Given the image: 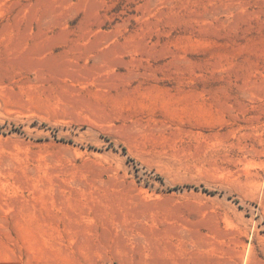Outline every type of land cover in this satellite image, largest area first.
Returning a JSON list of instances; mask_svg holds the SVG:
<instances>
[{
  "label": "rangeland",
  "instance_id": "374dc122",
  "mask_svg": "<svg viewBox=\"0 0 264 264\" xmlns=\"http://www.w3.org/2000/svg\"><path fill=\"white\" fill-rule=\"evenodd\" d=\"M0 264H264V0H0Z\"/></svg>",
  "mask_w": 264,
  "mask_h": 264
}]
</instances>
